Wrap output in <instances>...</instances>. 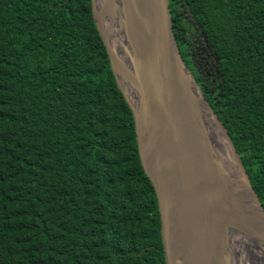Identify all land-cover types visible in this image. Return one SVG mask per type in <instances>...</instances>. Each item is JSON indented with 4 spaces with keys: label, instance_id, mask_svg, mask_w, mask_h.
Returning <instances> with one entry per match:
<instances>
[{
    "label": "trees",
    "instance_id": "trees-1",
    "mask_svg": "<svg viewBox=\"0 0 264 264\" xmlns=\"http://www.w3.org/2000/svg\"><path fill=\"white\" fill-rule=\"evenodd\" d=\"M169 1L181 50L187 9L218 58L191 72L264 207V0ZM134 121L91 0H0V264H165Z\"/></svg>",
    "mask_w": 264,
    "mask_h": 264
},
{
    "label": "water",
    "instance_id": "water-1",
    "mask_svg": "<svg viewBox=\"0 0 264 264\" xmlns=\"http://www.w3.org/2000/svg\"><path fill=\"white\" fill-rule=\"evenodd\" d=\"M91 1L133 110L139 157L157 196L165 264H264L263 204L178 46L170 1ZM191 25L218 62L192 14ZM212 127L220 132L252 215L239 204Z\"/></svg>",
    "mask_w": 264,
    "mask_h": 264
},
{
    "label": "bare ground",
    "instance_id": "bare-ground-1",
    "mask_svg": "<svg viewBox=\"0 0 264 264\" xmlns=\"http://www.w3.org/2000/svg\"><path fill=\"white\" fill-rule=\"evenodd\" d=\"M100 1L102 4H105L107 0H100ZM112 21H113V17L110 18V24L111 25H112ZM109 28L111 29L112 37L116 40V34H117L116 29L113 26H111ZM212 131H213V134L215 137L217 149L220 151L223 162L225 163V168L229 172L230 177L232 178L233 183L235 185V191H236L238 199H239V204H241L242 208L245 209L250 215H252L254 212L253 205H252V203H250V200L247 196L245 188L242 186L237 174L235 173L234 169L231 166L230 157H229L228 153L226 152V149H225V146L223 144L220 132L215 127H212Z\"/></svg>",
    "mask_w": 264,
    "mask_h": 264
},
{
    "label": "rangeland",
    "instance_id": "rangeland-1",
    "mask_svg": "<svg viewBox=\"0 0 264 264\" xmlns=\"http://www.w3.org/2000/svg\"><path fill=\"white\" fill-rule=\"evenodd\" d=\"M183 15L185 21L190 23L191 15L187 9H184ZM188 36L189 39L191 40L189 44V46H191V52L192 53L200 52V55L202 57L208 56V54L204 52L207 49H205L204 45L201 43V39L193 27L189 28ZM185 54H187V52H185L183 56H185ZM203 60H204L203 62L204 65L202 64V66L200 67L201 75L207 80L217 78V68H216L217 66L216 63L214 62L213 57L209 55L207 59L204 58Z\"/></svg>",
    "mask_w": 264,
    "mask_h": 264
},
{
    "label": "flooded vegetation",
    "instance_id": "flooded-vegetation-1",
    "mask_svg": "<svg viewBox=\"0 0 264 264\" xmlns=\"http://www.w3.org/2000/svg\"><path fill=\"white\" fill-rule=\"evenodd\" d=\"M190 24H191V21H190ZM202 43V42H201ZM203 44V43H202ZM204 45V44H203ZM204 47H205V49H207V50H205L204 52L206 53V54H208V56H205V57H202L201 55H200V52H198V53H192L191 52V46H189L188 45V49H187V54H185V56H184V58H185V60L187 61V65L189 66V68L192 70V71H195L196 72V74L199 76V77H203L202 75H201V70H200V67L202 66V64L204 65V58H208L209 57V55H211L212 57H213V59H214V56L212 55V53H211V51H209L208 50V48L206 47V45H204ZM186 52V49L184 50H182V53L184 54ZM194 73V72H193ZM195 74V75H196ZM197 75H196V77H197Z\"/></svg>",
    "mask_w": 264,
    "mask_h": 264
}]
</instances>
